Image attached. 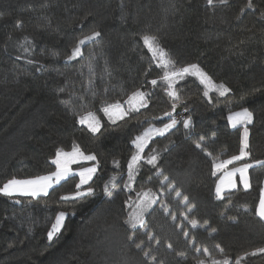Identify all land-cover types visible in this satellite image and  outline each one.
Segmentation results:
<instances>
[{
	"label": "trees",
	"instance_id": "1",
	"mask_svg": "<svg viewBox=\"0 0 264 264\" xmlns=\"http://www.w3.org/2000/svg\"><path fill=\"white\" fill-rule=\"evenodd\" d=\"M252 2L254 9L246 7L247 0H215L211 6L207 0H0V186L11 178L51 173L56 151H71L74 143L99 161L89 184L93 193L78 201L59 199L75 191L76 176L47 197L0 196V264H150L134 247L140 242L163 264H211L225 258L231 264L238 259L264 264V253L246 255L264 248V221L256 214L264 188V163H259L264 161V0ZM94 30L101 35L82 46V56L69 60L73 46ZM145 34L158 37L177 67L198 64L231 93L221 97L214 92L209 102L197 79L177 83L183 102L174 116L180 121L150 142L134 190L128 192L124 185L136 152L133 139L148 126L163 127L169 122L163 114L171 110L161 79L164 69L144 45ZM137 89L151 93L147 108L115 124L104 116L103 102L124 104ZM245 107L253 112L247 126L250 155L223 171L251 163L250 187L239 186L219 200L215 187L221 173L212 174V159L239 154L243 127L233 128L227 117ZM88 110L103 125L96 135L75 115ZM189 117L192 126L185 129L183 120ZM153 150L158 153L155 166L146 163ZM161 169L195 204L189 217L207 221L206 228L197 229L184 221L195 244L158 204L146 221L160 245L149 241L144 229L136 230L135 242L128 240L127 203L141 188L159 193L156 173ZM113 177L117 188L109 197L104 187ZM162 199L183 221L185 206L174 194ZM60 211L67 214L64 227L49 241L47 233ZM196 247H207L211 257L196 253Z\"/></svg>",
	"mask_w": 264,
	"mask_h": 264
},
{
	"label": "snow or ice",
	"instance_id": "2",
	"mask_svg": "<svg viewBox=\"0 0 264 264\" xmlns=\"http://www.w3.org/2000/svg\"><path fill=\"white\" fill-rule=\"evenodd\" d=\"M215 0H207L209 6L213 5ZM220 4H227L228 0H218ZM246 7L248 9H254L252 0H247ZM264 16V13H261ZM20 24L18 22L17 27ZM101 33L99 31H92L90 34L85 35L79 40V42L73 46L70 55L68 56L69 60L76 59L83 55L82 46L88 41H92L95 38L99 37ZM143 43L147 49L151 52L152 58L158 62V66L164 69L161 79L166 84V94L171 101V110L164 112L163 116L169 118V122L165 123L163 127L148 126L140 135H137L132 143L135 146L136 152L130 158V161L127 164V183L124 185L125 188L129 190H134L135 185V176L137 174L136 170L141 161H145L144 152L148 147L149 143L155 136H164L172 128L176 127L178 121L174 116L177 106L183 102V98L180 95V91L176 88L177 83L183 80L187 76H195L198 78L200 84L204 86L203 96L208 98V101L211 102L210 92H217L219 96L225 97L230 92L231 89L225 86L223 83L217 84L212 78L204 72L198 64H190L188 66L177 67L176 62L168 55V53L159 45L158 37L156 35L145 34L143 37ZM26 39V43H27ZM27 50V49H26ZM31 63V61H29ZM158 81L152 79L150 84L156 86ZM95 95V94H93ZM151 96L150 92H144L139 89L133 91L128 99L125 101V104H121L119 100L109 103L107 101L102 103L101 111L105 117L113 124L117 121L124 120L126 117L130 116L131 113H140L141 109L147 108L149 104V98ZM126 105V106H125ZM187 111V108L184 109ZM78 117V122L80 125L85 126L87 130L96 135L101 132L103 127L101 119L97 114L91 110H88L84 113H75ZM162 117H152V119H161ZM227 120L233 128H236L238 125H243V138L241 141V148L239 154L232 155L229 159H212L213 175H216L217 172L223 171L228 168L229 165H233L238 161H242L245 157H248L250 154L246 151L249 147L248 137L249 130L247 128L248 124H251L253 121V112L250 111L247 107L243 108L240 111L232 112L228 115ZM192 126L191 118L183 120V127L185 129ZM201 139H203L201 137ZM196 148L201 149L205 152L206 155L212 156V153L207 152L204 146L201 143H196ZM158 160V153L154 150L150 154L146 163L149 165L155 166ZM82 162H95L93 166L83 167L80 170L76 171L73 169V165L80 164ZM118 166V162H114ZM264 163V161L259 162ZM51 164L55 165V170L46 175H38L34 178L28 179H17L11 178L8 179L2 186H0V196L5 197H18V196H27L34 199H39L41 197H47L50 190L55 186L61 184L62 181H67L69 177L76 176L79 178V182L75 184V191L72 194H65L59 197L61 201H78L80 198L88 196L93 193L94 189L85 187L90 184L94 174L97 172L99 167V161L95 154H85L83 150L77 144L72 145L71 151H64L59 149L55 153V158L51 160ZM253 167L251 163H244L241 166L234 167L231 171L227 172L225 177L220 180V182L215 187V195L219 200L224 199V192L226 189L236 188V181L234 177L239 174V179L244 189L250 187L248 170ZM159 180V193L154 192L151 188H141V190L136 192V198L129 200L127 206L131 209L124 223L132 230L128 235V240L130 242H135V232L137 229H144L148 233L147 239L153 241L155 245H160V239L157 238L153 233L148 229L146 214L154 209L155 206H159L163 210L164 214L169 216L170 220L175 224L178 229L182 230V234L186 239H189V231L185 226L184 221H187V224L191 226L192 229L197 228H206L207 221L201 224L194 218L189 217V213H192L193 209L196 207L194 203L189 201L187 195H183L181 190L177 188L176 183L166 175L161 169L156 173ZM117 185L115 183V177L104 187V192L107 196L111 197L113 189H116ZM166 194H174V197L179 200L181 204L185 206L184 211L181 212L183 221L178 220V217L174 211H172L171 206L167 203L166 200L162 199ZM159 202V203H158ZM247 211V209H245ZM256 214L261 220H264V191L261 192L258 207L256 209ZM66 213L60 211L55 216V222L51 225V230L47 233V239L52 241L58 233H60L64 227L66 220ZM229 219H234L233 217H228ZM216 229L212 228L211 232H215ZM189 242L195 244V237H191ZM134 247L142 251L143 256L150 264H163V261L157 262V256L151 254V250H143V243H134ZM221 254L224 253V249L219 245H215ZM167 248L172 249V244L168 243ZM196 253L203 252L204 256L211 257V253L207 247H196ZM257 253H264V248H259L254 252H251L246 255H256ZM180 256H185L186 254L181 252ZM244 257H241L243 259ZM199 264H204L203 260L199 261ZM211 264H231L227 258L223 261L212 259ZM235 264H240V260H236Z\"/></svg>",
	"mask_w": 264,
	"mask_h": 264
},
{
	"label": "rangeland",
	"instance_id": "3",
	"mask_svg": "<svg viewBox=\"0 0 264 264\" xmlns=\"http://www.w3.org/2000/svg\"><path fill=\"white\" fill-rule=\"evenodd\" d=\"M155 62H156V64L158 65V62L155 60ZM160 67V66H159ZM187 77H193V78H195V79H197L198 80V78L197 77H195V76H187ZM187 77H185V78H187ZM184 78V79H185ZM183 79V80H184ZM182 81V80H181ZM199 81V80H198ZM180 82V81H179ZM212 93H214V92H210L209 93V95L210 94H212ZM217 93V92H216ZM231 93V92H230ZM229 93V94H230ZM228 94V95H229ZM125 104V103H124ZM126 106V105H125ZM142 110V109H141ZM177 121H178V123H179V121H180V119H177ZM118 122V121H117ZM177 123V124H178ZM250 124H248L247 126H249ZM238 126H243V125H238ZM156 127V126H155ZM244 127V126H243ZM157 137H160V136H155V137H153V139H155V138H157ZM152 139V140H153ZM151 140V141H152ZM150 144V143H149ZM146 150V149H145ZM141 162H143V161H141ZM95 164V162H82V163H80V164H75V165H73L72 167H73V169L74 170H76V171H78V170H80L81 168H83V167H90V166H93ZM98 171V170H97ZM139 171H140V164L138 165V167H137V170H136V172H137V174H136V176H135V181H136V179H137V176H138V174H139ZM227 172H229V171H220L219 173H221V177H222V179L225 177V175H226V173ZM97 174V172L94 174V176H93V178L95 177V175ZM237 176H239V174L237 173ZM73 177V176H72ZM70 178V177H69ZM93 178H92V180H93ZM113 178H111L110 179V181L112 180ZM234 179H235V177H234ZM91 180V181H92ZM91 181H90V183H91ZM118 181V178L117 177H115V183ZM235 181H236V188H234V189H226L225 190V192L224 193H226V192H229V191H232V190H235V189H237V187H238V185L239 184H241V182H240V179H235ZM62 182H64V181H62ZM61 182V183H62ZM126 183H127V180H126ZM125 183V184H126ZM89 185H87V186H85V187H88ZM241 186L243 187V185L241 184ZM56 187V186H55ZM128 192H131L132 190H129V189H127V188H125ZM19 197H27V196H18V197H15V198H19Z\"/></svg>",
	"mask_w": 264,
	"mask_h": 264
},
{
	"label": "crops",
	"instance_id": "4",
	"mask_svg": "<svg viewBox=\"0 0 264 264\" xmlns=\"http://www.w3.org/2000/svg\"><path fill=\"white\" fill-rule=\"evenodd\" d=\"M237 127H243V126H237ZM237 127H236V128H237ZM249 169H250V168H249ZM224 170H225V169H224ZM228 171H231V170H228ZM248 175H249V170H248ZM221 179H222V177H220L218 183L220 182ZM235 179H236V180L239 179V176L236 175V176H235ZM239 186H241V184H239L238 187H239ZM238 187H237V188H238ZM241 187H242V186H241ZM263 191H264V188H263ZM263 221H264V220H263Z\"/></svg>",
	"mask_w": 264,
	"mask_h": 264
},
{
	"label": "water",
	"instance_id": "5",
	"mask_svg": "<svg viewBox=\"0 0 264 264\" xmlns=\"http://www.w3.org/2000/svg\"><path fill=\"white\" fill-rule=\"evenodd\" d=\"M179 110H180V108H177V109H176V112L174 113V115H176V113H177Z\"/></svg>",
	"mask_w": 264,
	"mask_h": 264
}]
</instances>
